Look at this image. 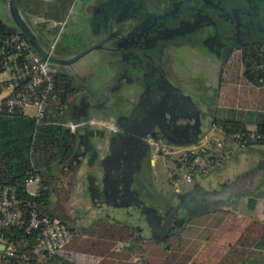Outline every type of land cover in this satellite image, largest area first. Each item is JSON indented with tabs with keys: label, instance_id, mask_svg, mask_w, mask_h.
Returning a JSON list of instances; mask_svg holds the SVG:
<instances>
[{
	"label": "flooded vegetation",
	"instance_id": "obj_1",
	"mask_svg": "<svg viewBox=\"0 0 264 264\" xmlns=\"http://www.w3.org/2000/svg\"><path fill=\"white\" fill-rule=\"evenodd\" d=\"M106 2L107 0H72L61 19L42 18L41 27L43 31H45L47 35L48 33L50 35L52 34L50 40H53L49 42L48 47L50 44H53L55 53L67 55L72 49V53H75L87 46L88 43L83 40V37H89L93 33L91 23L94 17H96L98 20L97 22H99V20L106 15L105 11L103 13L104 8L102 6ZM163 5V0L160 4L154 5L157 12L149 11L145 2L137 4L135 0H123L120 6H124L122 9L125 10V13L117 14V16H136L135 14L138 11L144 12L146 10L151 16L160 17L161 14H159V12L161 10L164 13L166 10L171 11V14L166 18V22H164L162 26L160 38H156V34L147 35V42L145 43L147 50H144L150 52L151 49H155V60L160 63L161 67L158 70L154 69L155 67L150 63L146 71L142 75H137L136 77L139 79V84H134L138 88L137 93H139V95L134 97L131 104V109H135V114L131 117L132 122L130 129L137 136H131L129 133L124 134L123 143L125 148L115 150V158L111 159L114 161L119 157L123 158L125 162V170L123 172L124 180H129V173L132 171L134 173L132 186H139L140 184L137 183V181L141 183V189H139L142 197V194L148 191L149 186H152V180L148 178V172L152 170L151 163H154L153 165L155 166L153 157L155 150L160 154H165L158 150L154 141L161 139L162 142L169 145V135H172V139L175 140H185L189 133L183 130V126L188 123H194L193 116L196 113V108L199 110L201 123L203 122L207 110L211 109L215 103L216 112L218 99L224 82L222 79L223 75L225 73L229 74L230 70H232L231 68L234 69L239 63L242 67L241 60L245 53L256 49L260 51V54H264V0H202V3L193 9L185 5L183 0H170L168 7L165 9H163ZM138 7H142V9L135 12L134 10H137ZM68 26H70L68 29L69 32L65 34V28ZM148 38L151 40L150 43H148ZM92 42L94 43L97 41L93 40ZM142 47H144V45ZM195 51L197 53L201 52L202 54L207 53L209 56H212L218 64L219 74L214 86L215 103H210L209 97L204 94L205 89L197 93L194 90L192 91L190 87L186 85L183 86L182 84L183 82H187L184 80L182 74V70L185 68L181 63L182 58ZM112 62L108 64L110 65ZM101 65L100 67H102ZM124 80H129L130 82L131 79L125 77ZM131 82H134V80ZM78 86L79 85L76 84L75 99H73L70 104L72 107L68 108L70 115L77 117L88 111L89 118L93 123L92 127H95V122H93L94 116L90 115L93 110H108L110 115L114 112L116 103L118 102V96L115 91L117 89L116 85H113L111 90L106 93L90 91L86 94L81 93L80 88H77ZM170 87L173 88V91H171L172 89ZM177 90L181 91L182 95H179L180 98L177 97ZM154 94H159L163 99V102H160L161 104L157 103V107L153 106L155 100L150 101V97L155 96ZM186 96L191 97L195 107L186 100ZM170 101H177L182 104V109L179 113H182L184 117L177 120V123L182 124V127L171 130V128L163 123L164 131H160L157 127L152 129L151 121L156 119L160 111H166L170 119H175L177 116V111L175 112L171 107L167 108V103ZM150 103H152V107L149 109L147 105ZM145 111L148 112L149 115L147 118L143 119L141 116ZM110 115L108 121L104 120L102 117L101 121L105 124V128L100 131L106 128L118 130L121 128V125L123 126V124H120L118 121L117 116L112 119ZM215 117L214 114L209 127H204L202 125L207 131L222 130L219 123L214 120ZM107 122H109V124ZM202 134L204 133H200L195 141L200 139ZM142 135H150V138L146 139L148 141H145ZM172 154L174 153H166L165 155L171 156ZM174 155L175 160H177L178 156L176 154ZM178 161L180 164L177 166L175 161V167L172 168V171L176 172V174L180 172L183 177L184 168L181 161L179 159ZM83 162L87 163L89 167L88 170L93 168L90 167L91 161L88 162L84 160ZM256 163L258 166L254 165L250 167L249 172L261 167L260 173L257 174V180L254 179L252 182L249 181L247 185L243 186V181L234 178L232 180L217 181L215 185L205 187L202 190L196 187V184L200 181L199 176L195 175L190 183L184 181L187 186L191 184L189 189L191 192L186 189L180 192L169 191L163 196L164 201L156 207L147 204L154 209L148 214V217L151 218L152 224L155 225L159 231H166L165 229L170 231L166 238L168 241L172 235H178L180 233L182 227L193 213H200L209 204L213 205L211 208L213 209L222 203L233 202L236 195L254 190V183L257 184L261 173L264 171V157L260 158ZM106 165L109 169L115 168V163L107 162ZM86 175L91 176L89 173ZM86 175L83 176L84 181L82 182V190L84 192L79 199L82 203L79 209L82 212L73 211L74 209L67 211L62 206L54 209V213L58 218L67 222L71 227H76V229L88 227V223H86L85 219L86 213L92 214L95 221L109 218L105 215L109 211L108 209L102 208V210L96 212L95 210L92 211L90 208L93 204L98 203L103 194L112 193L113 189L110 178L104 177L103 172L100 171L98 177L95 176V178H98L96 182L97 186H95L93 182L95 178L91 176V178L88 179ZM74 178L70 176L66 177L59 183H55V186H61L65 182L66 185H69V189L74 191V184L76 181V178ZM169 183L173 184V181H169ZM231 183L233 185L231 190L223 189V185H229ZM240 186H242V188H240ZM91 190L94 194L99 195L98 197L94 196L95 201L90 200ZM208 192H214V195L207 196ZM65 194L70 195L71 193L67 191ZM97 213L103 214L98 215ZM144 215L143 213V216ZM132 229L135 234H144L145 232L149 234L145 237L140 236V238H151L150 229L147 226L143 230L137 228ZM161 237L160 234V238ZM151 239L163 243L162 239Z\"/></svg>",
	"mask_w": 264,
	"mask_h": 264
},
{
	"label": "water",
	"instance_id": "obj_2",
	"mask_svg": "<svg viewBox=\"0 0 264 264\" xmlns=\"http://www.w3.org/2000/svg\"><path fill=\"white\" fill-rule=\"evenodd\" d=\"M161 1L162 0H135L137 4L145 2L149 11H157L154 8V5L160 4ZM163 1V9H165L168 7L170 0ZM183 1L185 2V5L191 9L196 8L202 3V0ZM122 2L123 0H107V2L102 5L104 8L103 13L104 11L106 12V17L103 16L99 22H97V18L94 17L93 22L91 23L93 33L89 37H83V40L88 43V45L75 53H72V49L71 52L67 53V55H62L57 52L55 53L53 47L51 50L50 46L45 47L42 42L41 35H46V33L43 31L42 27L36 25L41 22L42 18L33 15L24 16L17 0H8L6 7L0 6V33H18L25 36L29 46L40 57V59L47 61L54 69V73H60L69 77L75 87L77 83L75 78L76 74L74 72L75 70H73L74 63L83 60L84 57H87L93 51L101 53L98 57L102 56L98 60L99 64L96 62L97 65H101L102 63H105V61L107 63H111L113 61L110 83L97 87L95 92L106 93L111 90L113 85L117 86L115 91L118 96V102L116 103L114 112L110 116L112 119L117 116L118 121L120 124H123V126L121 125V128L118 130L106 128L103 131H98V129L92 127L93 123L89 118L88 111L77 117V120L74 122L72 121L74 123L73 131L77 137L75 151L60 165L56 175L54 176V182L59 183L66 177H72L84 160H87L88 162L91 161L90 167H93V169L101 168L104 177L110 178L113 191L111 194H103L98 203L93 204L90 209L92 211L95 210L96 212L102 210V208L108 209L109 211L105 215H107L111 220L121 222L131 228H137L139 230H143L147 226L150 229L151 238L166 241L167 234L170 231L167 229H165L166 231H159L158 228L152 224V220L148 217V214H150L154 209L149 207L141 196V183L137 181L140 185L137 187L132 186L134 181V173L132 171L129 173V180H124L123 172L125 170V162L123 158L119 157L114 161L111 159L115 158V150L125 148L123 143L124 134L129 133L131 136H137L130 129L132 122L131 117L135 114V109H131V104L134 97L139 95V93H137L138 88L136 86L139 84V79L136 77L137 75H142L146 71L147 67L150 66V63L153 67H155L154 69L158 70L161 67L160 63L155 60V49H151L150 52H146L147 46H145V43L147 42V35L156 34V38L159 39L161 36L162 26L164 22H166V18L171 14V11L166 10L164 13L161 10L159 12V14H161L160 17H153L148 14V11L146 10L144 12H139L138 10H141L142 7H138L137 10H134L135 12L138 11L135 14L136 16H117L118 13H125V10L122 9L124 6H120ZM93 40L97 42L93 43ZM150 41L151 40H149L148 43H150ZM143 45L144 47H142ZM97 65L95 64L94 66ZM125 77L131 79L130 82L129 80L125 81ZM132 80H134V82H131ZM77 88H79V86ZM171 89V91H173V88ZM85 91L88 93L91 90L88 88ZM177 93V97L180 98L179 95L181 94V91L177 90ZM154 95L155 96L150 97V101L155 100L153 106L157 107V103L161 104L160 102H163V99L159 94ZM185 98L193 107H195V104L190 96H186ZM168 103L167 108L171 107L175 112L177 111V116L175 119H170L169 116H167L166 111H160V114H155L157 115L156 119L151 121L152 129L157 127L160 131H164V125H162L163 123L171 128V130L182 127V124L177 123L179 118L184 117L182 113H179L182 109V104L177 101H170ZM151 105L152 103L147 105V107L150 109L152 107ZM70 107L72 106H68V108ZM143 113L144 114L141 118H147L149 113L146 111ZM193 119L194 123H188L183 126V130L188 131L189 133L187 138L185 140H175L172 139V135H169V145L183 146L191 144L197 139V136L200 133L207 132V130L202 126L199 110L197 108ZM142 137H144L145 141H148L146 139H149L150 135H142ZM263 157L264 154H262L261 158ZM107 162L115 163V168L109 169L106 165ZM256 162L254 165L258 166ZM236 163H238V161H236ZM226 167L219 170L215 177L202 179L201 182L196 184V187L203 190L205 187L215 185L218 181L217 177L220 173H223L227 169ZM235 170L237 172L235 173V178L243 181V186L247 185L249 181L252 182L254 179L257 180V174L260 173L261 167H258L257 170L251 172H249L246 167L243 169L242 167H239ZM99 173V170H96L95 175L98 177ZM97 177L95 180H98ZM242 186H240V188H242ZM222 187L225 190H231L233 185L232 183L229 185L225 184ZM92 190L90 191V200L95 201L94 196L98 197L99 195L94 194ZM189 192L191 191L189 190ZM212 195H214V192L207 193V196ZM238 197L239 194L236 195L234 199ZM212 206L213 205L209 204L201 212L210 210ZM143 213L145 214L144 216ZM196 213L197 212L193 214ZM97 214L102 215L103 213ZM160 234L162 236L161 238ZM147 235L149 234L146 232L144 234L136 233L134 239L136 240L140 236L145 237Z\"/></svg>",
	"mask_w": 264,
	"mask_h": 264
},
{
	"label": "trees",
	"instance_id": "obj_3",
	"mask_svg": "<svg viewBox=\"0 0 264 264\" xmlns=\"http://www.w3.org/2000/svg\"><path fill=\"white\" fill-rule=\"evenodd\" d=\"M17 1L19 6L20 3L23 4L21 11L24 16L33 15L57 20L61 19L72 2V0ZM36 25L41 27V22ZM22 37L26 39L25 36L22 35ZM241 63L243 81L246 84L259 86L263 90L260 105L257 109H250L244 114L235 109H228L226 118L215 117L214 120L222 128L224 138H234L237 141L247 139L246 146H264V54L254 49L244 54ZM53 77L58 98L48 100L42 118L20 111L0 112V195L5 186L15 187L22 208L28 210L27 203H34L39 212L65 223L72 234L66 246L68 248L73 239L75 246L77 239L74 237L77 233L67 222L56 216L49 201L48 191L54 185L55 167L60 166L75 151L77 137L68 124V106L75 99L76 88L66 75L53 73ZM4 87H6V81H0V90ZM247 123H253L255 128L248 129ZM251 132L254 134L253 137H249ZM30 175L40 177L38 195L30 194L27 190L25 179ZM85 232L87 234L88 231ZM89 232L88 237L96 238H84L77 242V248H83L82 251L93 250L110 256L116 255L122 258L119 264H187L192 257V251H182L180 242L173 243V247L169 250L161 249L148 241L138 246L134 243V230L116 221L100 222ZM1 235L13 244L15 253L13 256L1 258L0 264H18L23 252L29 256V264H55L57 261H60L59 264H75L74 254L71 253L57 252L51 256L43 254L37 245L38 232L36 231L28 232L24 228L2 227L0 238ZM84 241L85 247L82 246ZM134 248L138 253L136 260H132Z\"/></svg>",
	"mask_w": 264,
	"mask_h": 264
},
{
	"label": "crops",
	"instance_id": "obj_4",
	"mask_svg": "<svg viewBox=\"0 0 264 264\" xmlns=\"http://www.w3.org/2000/svg\"><path fill=\"white\" fill-rule=\"evenodd\" d=\"M7 2L8 0H0V6L6 7ZM20 8H23L22 3H20ZM51 35L49 33L48 35H41L45 47H48L49 42L53 40H50ZM94 67L97 70L95 73L92 70L85 71V69L82 70L81 68L76 71L75 67L74 72L76 74V83L79 85L81 93L83 94H86L85 90L88 88L92 92H95L97 87L110 83L113 65L108 64L107 68H101L100 65ZM0 81H5V74L2 72H0ZM6 94L7 91L4 87L0 90V99ZM227 110L220 108L218 104L215 116L226 118L228 116ZM109 115L110 112L108 110H99L98 117H94L93 119V122H95L94 128L99 130L104 129L105 124L101 121L102 117L104 120L108 121ZM77 117L70 115L68 112V124L77 120ZM107 123L109 124V122ZM249 125H252L255 128L253 123H247V127ZM254 128L248 129L253 130ZM217 135H219V133H217ZM226 149L223 159L218 166L211 167L206 175H198L200 182L204 178L215 177L218 171L226 166L227 169L217 177L218 181L234 179L235 173H237L235 169H238L239 167H242L243 169L246 167L247 170H249L250 167L254 166L256 161L260 160L262 154H264V146L259 145L240 148L235 144L227 143ZM234 159L238 161V163H236ZM154 160L156 165L155 157ZM88 168L87 163L82 162L79 168L75 171L76 176L75 173L72 176L73 178H76L74 190L79 194V199L84 192L82 190V182L84 181L83 176L89 173L95 178L96 170H99V172L102 171L101 168H91L90 170H88ZM176 176H178L176 172L171 169L169 181H174L178 178ZM153 182H157V177L152 180V185ZM188 186L190 187L191 184ZM254 186V190L244 192L239 195L238 198L234 199L233 202L222 203L208 211L193 214L184 224L180 233L178 235H172L168 241L166 240L161 243L160 241L151 238L143 239L139 237L136 240L133 238L134 243L140 246L148 241L154 246L169 250L173 247V243L178 244L180 242L182 251H192V257L187 264H264V173H261L257 184L254 183ZM166 190L167 189L164 191ZM182 190L184 189L174 188V190L171 191L180 192ZM196 218L200 219L193 223L192 220ZM103 221L114 222L109 218L100 221H95L94 218L92 221L86 223H88V227L93 230L95 225ZM86 237L89 239L96 238L95 236H85V238ZM81 240L82 238H77L74 249L69 248L68 250L66 247L59 252L74 254L75 264H119L120 259H122L116 255L110 256L107 253H100L93 250L81 251L76 245L77 242ZM0 250H2L1 247ZM137 254L138 253L134 248L132 251V260L138 259ZM44 262H46V260ZM59 263L60 261L55 262V264Z\"/></svg>",
	"mask_w": 264,
	"mask_h": 264
},
{
	"label": "built area",
	"instance_id": "obj_5",
	"mask_svg": "<svg viewBox=\"0 0 264 264\" xmlns=\"http://www.w3.org/2000/svg\"><path fill=\"white\" fill-rule=\"evenodd\" d=\"M52 47L53 44L50 45V50ZM0 68L5 74L7 91V94L0 99V112L25 113V107L30 106L34 108V114L30 116L42 118L48 100L58 98L55 92L54 69L47 61L41 60L27 40L18 33H0ZM69 125L73 129L74 123L70 122ZM253 136L251 132L249 137ZM246 141L247 139L237 141L234 138H224L219 129L207 131L197 141L184 146H170L161 139L154 141V144L163 153H174L178 156L185 168L183 180L190 183L195 175H206L211 167L220 164L227 143L244 148ZM25 182L26 185L35 183L34 192L27 190L30 194L38 195L40 177L30 175ZM27 204L28 210L22 208L16 188L5 186L0 195V228L16 227L24 228L28 232H38V248L46 255H53L65 249L72 238L68 226L57 218L39 212L34 203ZM0 247L2 249L0 259L13 256L15 253L13 244L2 235ZM18 264H29V256L24 252L21 253Z\"/></svg>",
	"mask_w": 264,
	"mask_h": 264
},
{
	"label": "rangeland",
	"instance_id": "obj_6",
	"mask_svg": "<svg viewBox=\"0 0 264 264\" xmlns=\"http://www.w3.org/2000/svg\"><path fill=\"white\" fill-rule=\"evenodd\" d=\"M69 28L70 26L65 28V34L69 32L68 30ZM195 52H191L189 55H185L184 58H182L181 63L185 67L182 70V74L184 76V80L188 82V83L183 82L182 84L183 86L186 85L187 87H190L192 91L194 90L197 93H199L200 90L205 89L204 94H206L209 97L210 103H215L216 99H215V93H214V86L216 84L217 77L219 74L218 64L217 62H215L214 58L212 56H209L207 53L202 54L201 52L199 53L197 52L195 53ZM100 54L101 53H99L98 51H93L90 54V56L88 55L87 57H84L83 60L74 63L75 65H74L73 70H75V67H76V71L81 68L82 70L85 69V71L92 70L94 73L97 72L94 65L95 64L97 65L96 62H98V60L102 57V56L98 57ZM83 62H86V63H83ZM108 63L105 61V63H103L101 66L103 68H107ZM231 69L232 70H230L229 74L225 73L222 77L224 82H223V87L221 88V94H220L217 104H219L220 108H223L226 110L233 109L234 107L235 110H237L238 112H242L243 114L250 109H257L258 105H260V102H261L260 99L262 98L261 97L262 95L261 91H263L262 88H260L259 86L256 87L251 84H246L243 81L242 67L240 63L236 65L234 69L233 68ZM215 104L211 109H208L204 115L203 122H202V125L204 127L210 126L212 117L215 114ZM24 112L28 115H32L34 114V108L27 106L25 107ZM90 115L97 118L98 111L93 110ZM247 128H254V126L249 125ZM154 153L155 154L153 155V157H155L156 159V165L154 166L153 165L154 163H151L152 170L148 172V176H149L148 178L153 180L155 177H157V182H153V185L149 186L148 191H145L142 195H143V198L146 204L156 207L157 205H159L160 203L164 201L163 196L166 195L169 191L174 190V188L188 190L190 187L185 186L186 184L180 172H177L178 178H176L173 181V184L175 183L176 184L173 185L169 183L170 172H171V169L175 167V161L177 163V166L180 163L178 159L175 160L174 154H172L171 156H168L165 154L158 153L157 150H155ZM59 167L60 166L55 167L54 169L55 175ZM184 173H185V168H184ZM53 182H54V179H53ZM93 182H94V185L97 186V183H96L97 180H94ZM35 188H36L35 183H29L27 185V189L30 192H34ZM165 189L167 190L164 191ZM67 191L71 193L70 194L71 196L65 194ZM78 195L79 194L75 190L74 191L70 190L69 185H66L65 182L61 186H55V182H54V185H52L48 191L49 201L51 203L53 211L55 208L57 209L62 206L67 211H69L70 209H74L73 211H77L79 213L82 212L79 209V206L80 204L82 205V203L79 201ZM86 214H87L85 216L86 222H90L94 219V217L90 215L89 213H86ZM199 219L200 218H196V219H193L192 221L194 223L196 220H199ZM74 229L77 233L74 238L77 239L78 237H80L82 238V240H84L83 238H85V236H89V233H90L89 230H91L89 227L80 228V229H76L75 227ZM85 231H88L87 234ZM134 236H135V233H133V238ZM73 240L71 241L69 247L67 248L68 250L69 248L71 249V247L72 249L75 248L73 244L74 243ZM82 246L83 247L86 246L85 241L82 243ZM81 249L83 250V248Z\"/></svg>",
	"mask_w": 264,
	"mask_h": 264
}]
</instances>
